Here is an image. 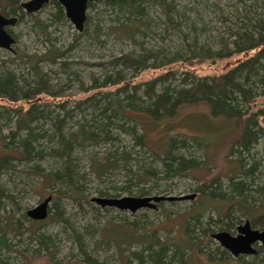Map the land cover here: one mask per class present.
Segmentation results:
<instances>
[{
    "label": "rangeland",
    "instance_id": "1",
    "mask_svg": "<svg viewBox=\"0 0 264 264\" xmlns=\"http://www.w3.org/2000/svg\"><path fill=\"white\" fill-rule=\"evenodd\" d=\"M169 2L173 6L169 12L173 23H166L165 6L149 5L146 11L150 22L145 31L139 27L136 42L109 34L116 14L111 6L104 2L96 1L91 9H87L86 15L90 14L94 17L93 23L89 25L87 34L77 38L75 36L78 32L73 24L66 17L65 20L55 18L52 15L55 11L53 4L47 3L34 13H25L21 21H17L10 27L11 33L16 36V41L11 50L0 48V67L13 71L21 78L22 74L27 75L30 72V67L28 63L22 61L20 55L40 54L49 48L64 50L61 60L66 62L65 68H68L71 75L68 76L58 63L42 61L40 67L48 76L49 90L52 93L41 94L36 99L50 112L58 113L60 116L64 114L61 110H70L64 119L63 131L65 132L75 128L76 118L81 111L91 113L87 115V120L94 119L97 112L93 113V109L83 102L89 96L98 98L103 92H107L110 96L123 97L116 91V87L122 84L128 87L129 94L137 86L136 95L143 96L145 82L158 77L165 71L172 72L174 78L165 83H156L155 92H160L163 84L167 83L180 87L184 83L182 80L184 70L196 76L213 75L227 69L235 58L242 56L238 54L213 60L206 59L203 51V48L207 46L215 51L221 48L220 41L224 43L233 39L231 32L238 30L237 27L244 21V13L238 5V0H169ZM255 7L257 12L264 13V0H257ZM96 24L101 26L102 33L99 38H95L92 33ZM190 45L196 47L192 49ZM141 48L158 50L161 54L159 53L160 55L156 58L147 59L146 64L149 66L136 71L123 66L115 67L110 62L120 54H137L142 51ZM114 70H120L122 75L120 83L103 88L91 87L93 78L100 83L107 74L113 75ZM30 103L31 101L12 102L0 98V107L5 108L28 106ZM263 105L264 95H258L251 103L252 108ZM136 115L140 118L141 128H143L141 130L137 126L136 131L138 134L145 132L148 145L153 151L145 146L135 145L130 136L120 133L119 136L123 138L121 143L132 151V158L126 166H119L114 171H108L101 176L94 172V165H91L89 158L93 152H96L98 156L104 155L110 143L89 145L85 150L77 152L76 156L81 158L78 173L82 174L77 191L82 198L77 200L65 194L55 199L62 211V219L49 217L37 223L38 231L49 236L52 245L48 250L41 248L39 252L33 254L31 250L37 247V241L33 240L27 244L28 233L26 232L17 237L20 238L19 245H21L16 247L17 249L22 247L21 250L25 255L5 252L12 255V264H88L83 261L78 251L79 238L85 243L86 252L95 258L97 263L148 264L146 260L138 263L133 257L122 260L112 243L101 240L104 226L109 222L127 225L135 221L137 228L143 227L142 232L152 239L164 238L168 230L171 232L168 237L172 238L170 241L182 243L189 239V236L188 232L184 234L181 231L180 226L187 219L191 221L190 215L198 210L202 224H205L209 218L219 219V221H211L210 229L206 234L199 233L197 230L189 231L202 251L193 249L190 252L184 244L187 259L189 253L187 264H243L241 260L238 261L223 249L210 234L226 230L235 235L236 227L246 219L250 221V218L237 211L235 199L229 194L223 200L212 201L201 196L198 190L199 182L209 181L215 176L220 177V188L226 193L231 180H243V177L238 175L237 153L228 150L230 142L237 135L238 126L228 123L221 117L210 116L209 109L204 103L182 107L172 119L167 121L151 122L142 114ZM189 117L192 118L191 123L186 122ZM258 124L262 128V136L251 153L259 161V166L253 172L250 181L248 179L246 181L249 183L248 190H250L248 201L257 209L255 217L264 213V118H260ZM171 135L176 138H189L186 139L185 149L180 151L186 157L193 158L195 164L184 174L162 177L160 176L163 174L162 164L156 156L161 153L160 147L163 144L164 149L168 148V138ZM197 140L202 141L200 145ZM44 144L49 146L52 143L45 141ZM247 162L250 164L249 161ZM147 169L154 170L155 176H145ZM30 184L22 186L23 184L20 183L23 190L20 191L21 195L17 200L24 212L39 203L50 191L48 188L44 189V194L41 196L42 188L36 185V180L32 181L31 186ZM141 188L147 191L145 195L179 196L189 193L196 195L191 200H164L161 203L157 202L156 209L143 208L133 213L113 207H100L91 201V198L95 196H143L138 194ZM99 191H102L104 195H100ZM66 193L68 194V191ZM50 202L48 207L51 208L52 215L55 208L52 206L53 200ZM191 207L192 209H189ZM228 209H230V216L223 218ZM165 216L169 217L167 221ZM223 222L227 223L229 230L225 229L226 225L223 226ZM121 233L119 238L128 241L131 231ZM180 239L182 242L179 241ZM25 246H28L30 250H25ZM142 247L143 245L136 243L131 249L140 252ZM222 250L226 253L218 254ZM207 252L215 254L216 260L209 261ZM260 256L264 260V250ZM251 258V255H248L244 256L243 260L250 261Z\"/></svg>",
    "mask_w": 264,
    "mask_h": 264
},
{
    "label": "trees",
    "instance_id": "2",
    "mask_svg": "<svg viewBox=\"0 0 264 264\" xmlns=\"http://www.w3.org/2000/svg\"><path fill=\"white\" fill-rule=\"evenodd\" d=\"M97 1L110 5L116 14L112 20L114 21L113 25L110 27L109 32L111 33H108L117 38H128L136 42V33L140 31L139 27L145 31L150 22L146 11L149 5L162 4L165 6L166 23H173V19L169 15L173 6L169 0ZM256 1L238 0V5L244 13V21L237 27L238 30L231 32L233 39L230 42L217 41L222 45L215 51H212L208 46L203 48L206 59L221 60L241 54L242 56L235 58V61L227 69L206 76H196L184 70L182 86H171L170 83H167L163 84L160 92H155L156 83H165L174 78L172 72L165 71L158 77L145 82L143 96L136 95L137 86L129 94L125 84L116 87V91L123 97L110 96L107 92H103L98 98L89 96L83 102L93 109V113H97L94 119L87 120V115L91 113L81 111L78 118L75 117L77 121H75L76 126L73 130L63 131L65 115L70 112L69 109L61 110L64 114L60 116L58 113L50 112L36 99L41 94L52 93L49 90L48 76L40 67L42 61L58 63L68 76L71 75L68 68H65L66 62L61 60L65 53L64 50L49 48L40 54L20 55L22 61L28 63L30 67V72L27 75L22 74L21 78L13 71L0 67V98L12 102L31 101L28 106L0 107V264H12V255L5 254L6 251L13 252L15 255H25L21 250L22 247L19 249L16 247L20 241V238L17 237L26 232L28 233L27 244L33 240L37 241V247L31 250L33 254L39 252L41 248L48 250L52 245L49 236L38 231L37 223L41 220L27 217L20 208L17 200L20 198V191L23 190L20 183L23 184L22 186L31 183V186L35 179L36 185L42 188L41 196L44 194V189L48 188L50 190L48 195L51 196V201L53 200L52 206L55 208V212L51 215V208L48 207V213L44 219L49 217L62 219V211L55 199L65 194L77 200L82 198V195L77 191L78 182L82 177V174L78 173L81 158L76 156L77 152L85 150L89 145L110 143V147L106 148L104 155L98 156L96 152H93L89 158L91 165H94V172L98 176L104 175L119 166H126L132 158V151L121 143L123 138L119 136L120 133L130 136L135 145L151 148L148 145L145 132L142 131L138 134L136 131L137 126L142 127L141 120L136 114H142L146 117L145 119L151 122L167 121L172 119L180 108L200 103L207 105L210 116L221 117L228 123L238 126L237 135L230 142L228 150L237 153L238 175L243 177V180L229 181L227 193L220 188V177H212L209 181L201 180L202 182H199L198 186L201 196L207 200L215 201L223 200L229 194L235 199V207L238 212L249 217L253 224L264 227V213L255 217L257 209L253 203L248 201L250 190H248L249 183L246 182L247 179L250 181L253 172L259 166V161L254 158L251 150L262 136V128L259 127L258 122L260 118H264V105L257 108L251 106L255 97L264 95V13L255 10ZM20 2L21 0H0V13L5 16H16L17 21H21L25 12L20 7ZM95 2L89 1L87 9H91ZM48 3L54 6L55 11L52 15L55 18L66 19L61 5L56 0H50ZM93 18L90 14L86 15L84 28L78 32L75 38L87 34L89 25L91 22L93 23ZM7 31L16 41V36L11 33L10 28H7ZM92 33L95 38H99L102 33L101 26L94 25ZM194 45H190L192 49L196 47ZM141 49L142 51L137 54H120L110 62L115 67L123 66L136 71L149 66L146 64L147 59L156 58L161 54L158 50ZM112 74H107L100 83L93 78L91 87L103 88L107 85L120 83L122 80L120 70H114ZM187 119V123L192 122L191 117ZM186 139L189 138H176L171 135L168 138V148L164 149V144L160 147L162 151L156 156L162 164L161 172L163 174L160 176L184 174L194 166V159L186 157L180 151L185 149ZM114 140L116 141L113 143ZM45 141L52 144L46 146ZM201 142L197 140L199 145ZM115 145L116 147H114ZM247 161L250 164H247ZM155 174L156 172L152 169L145 171V176L148 177L155 176ZM99 193L104 195L102 191ZM138 194L145 195L147 191L141 188ZM250 198L252 197L250 196ZM230 214V209H228L223 218H228ZM189 218L191 221L187 219L180 226L181 231L184 234L188 232L189 236L185 242L180 239L179 241L182 243L170 241L172 238L168 237L171 232L168 230H166L167 234L164 238L152 239L142 232L143 227L137 228L135 221H131L127 225L109 222L104 226L101 240L112 243L122 260L133 257L137 259L138 263L146 260L148 264H187L189 253L187 259L184 244L190 252L193 249L202 251V248L197 245V240H193L189 231L197 230L199 233L206 234L210 229V222L219 221V219L209 218L205 224H202L199 219V210L191 214ZM165 219L167 221L169 217L165 216ZM24 222L27 224L24 225ZM222 225H226L225 229L229 230L227 223L223 222ZM122 231H131L128 241L119 238ZM136 243L143 245L140 252L131 249L132 245ZM77 244L84 262L101 264L86 252L85 243L80 238ZM25 250L29 251L30 249L25 246ZM263 250L264 247L258 245V254L251 255L250 261L243 260L244 256H238L236 259L241 260L243 264H264V260L260 256ZM224 253L226 252L223 250L218 252V254ZM206 256L209 261L216 260L215 254L207 252Z\"/></svg>",
    "mask_w": 264,
    "mask_h": 264
},
{
    "label": "water",
    "instance_id": "3",
    "mask_svg": "<svg viewBox=\"0 0 264 264\" xmlns=\"http://www.w3.org/2000/svg\"><path fill=\"white\" fill-rule=\"evenodd\" d=\"M50 0H27L20 2V7L27 14L34 13L41 9ZM62 7L65 17L73 24L77 32H81L84 28L86 19L87 3L97 0H56ZM113 1V0H103ZM17 22L16 16H5L0 13V48L11 50L15 43L14 37L7 31V27L14 26ZM195 193L183 194L179 196L171 195H143V196H119L105 197L95 196L91 201L100 207H113L119 210H126L131 213L143 209H156L157 202L160 201H181L191 200L195 197ZM51 196L43 198L32 208L25 211L27 217L33 220H42L47 216L48 206ZM237 233L231 234L226 230H219L211 233L219 245L228 251L233 257L239 255H253L256 249L253 244L258 243L264 246V228L253 229L248 219L236 227Z\"/></svg>",
    "mask_w": 264,
    "mask_h": 264
},
{
    "label": "flooded vegetation",
    "instance_id": "4",
    "mask_svg": "<svg viewBox=\"0 0 264 264\" xmlns=\"http://www.w3.org/2000/svg\"><path fill=\"white\" fill-rule=\"evenodd\" d=\"M250 225H251V227L253 228V229H263L264 227H260V226H256L255 224H253L251 221H250ZM258 243H254L253 244V246H254V248L256 249V253L255 254H253V255H257L258 254ZM261 246V245H260ZM264 247V246H263ZM239 256H248V255H239ZM236 257H238V256H236ZM235 257V258H236Z\"/></svg>",
    "mask_w": 264,
    "mask_h": 264
}]
</instances>
